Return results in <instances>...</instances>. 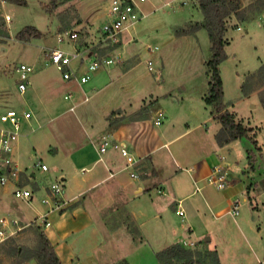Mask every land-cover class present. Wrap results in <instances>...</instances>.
<instances>
[{
  "label": "crops",
  "instance_id": "1",
  "mask_svg": "<svg viewBox=\"0 0 264 264\" xmlns=\"http://www.w3.org/2000/svg\"><path fill=\"white\" fill-rule=\"evenodd\" d=\"M152 1L154 6L158 0ZM247 1L238 0L240 12L250 11ZM78 28L80 26L72 31ZM57 42L58 39L56 44L46 47L84 52L85 57L74 63L79 72L84 71L91 60L101 59L97 45L108 48L102 40L83 46L79 39ZM32 66L35 71L26 93L23 95L18 90L0 97V113L9 110L34 113L31 119L22 122V134L14 154L24 171L21 184L32 189L33 199L29 203L16 199L14 184L0 187V217L19 218L21 226L27 227L24 220L33 221L50 210L42 199L50 184L61 179L65 185L66 203L50 212L51 225L45 233L62 264H100L98 248L103 243L102 234L89 209L87 194L111 180L124 193L128 212L143 236L141 243L129 236L132 247L124 255L129 264H159V250L174 243L183 246L186 242H194L193 247L184 246L194 249L208 238L210 247L217 249L221 264H264V243L247 227V215L259 209L258 193L264 191L261 180L254 179V171L248 162L251 145L245 138L218 145L216 135L221 124L214 118L211 106L204 101L205 91L192 94L180 91V97L164 94L163 98H173L175 108L172 111L167 104L157 103L147 113L134 115L138 108H134L132 101L137 99L138 106L139 101L142 103L154 92L135 96L138 91H124L126 84L116 83L121 81V75L112 77L105 69L99 70L89 83L81 86L75 80L63 79L46 56L37 69L50 74L37 73L36 66ZM53 72L62 78L57 85L50 80L51 76L54 79ZM59 87L64 89L61 96L58 95ZM68 95L71 97L65 98ZM88 95L93 97L94 106L83 108L82 105L90 101H85ZM190 97H195V101L189 102ZM161 109L165 117L157 125L156 114ZM115 112L116 115L111 116ZM89 126H99L100 132L89 130ZM105 134L134 155L137 160L134 170L139 179L130 177L126 160L119 150L110 149L100 155ZM239 142L245 145V170L234 165L232 160ZM223 158L230 164V186L218 190L208 184L207 178L222 164ZM39 160L50 166L49 173L35 168ZM145 162L150 166L149 174L144 170ZM235 201L241 203L238 216L231 212ZM178 203L185 210V219L175 213ZM253 217L257 220L259 216ZM21 231L17 236L20 237ZM2 258L1 264H38L36 260L15 263L12 248Z\"/></svg>",
  "mask_w": 264,
  "mask_h": 264
},
{
  "label": "rangeland",
  "instance_id": "2",
  "mask_svg": "<svg viewBox=\"0 0 264 264\" xmlns=\"http://www.w3.org/2000/svg\"><path fill=\"white\" fill-rule=\"evenodd\" d=\"M20 1L22 3L0 0V97L18 91L19 75L11 65L28 63L36 66V69L39 68L38 64L43 56H46L47 60L49 57L50 50L46 46L56 44L59 34L65 35L80 26L77 31L82 46L99 43L100 28L104 17L106 18L105 8L108 3V0H58L54 5L53 0ZM247 2L250 3V11L241 12L239 18L232 15L228 19L227 59L220 65V72L228 108L235 113L238 121L251 129L250 137L257 140L255 144L253 140L245 138L251 145V155H254V160L248 159V162L254 171V179L261 180L264 185V76L249 78L250 75L257 74L264 63V0ZM142 8L148 15L131 28L119 44L118 49L122 51L120 62L110 69L103 68L111 73L112 77L121 75V81L116 83L126 84L122 86L124 91H138L135 96L154 92L152 96H146L142 103L139 101L138 106L137 99L132 101L134 108H138L134 115L147 113L157 103L167 104L172 111L175 108L173 98H163L164 94L168 93L180 97V91H188L190 94L205 91V98L209 89L206 63L212 53L208 32L201 29L190 34H180V31L192 26L198 19L203 21L202 11L194 0H158L154 6L153 1L148 0L142 4ZM6 14L11 17L9 22L5 18ZM28 26L36 27L42 36L28 42L18 40L17 33ZM97 51H100V57L103 58L111 54L113 49L97 45ZM149 60L155 68L152 73L147 67ZM41 71L36 70L37 73L50 74ZM55 74L53 72L54 79L51 76L50 80L57 85L62 78ZM58 89V95L61 96L64 89ZM243 90L248 93L245 95ZM88 97L90 101L82 105L83 108L94 106L93 97ZM188 101H195V97L188 98ZM116 113H111V116ZM121 113L119 111V114ZM160 113L164 119V110H158L156 115L159 116ZM98 118L103 120V117ZM98 122H101V119ZM89 130L99 133L100 127L89 126ZM106 135L109 134L103 136ZM237 145L232 160L234 165L245 170V145L244 142ZM143 165L149 174L151 171L148 162ZM87 197L89 209L102 234L103 243L98 248L100 264H120L125 253L132 247L129 240L131 234L122 218V212L125 214L129 210L126 197L118 184L111 180L90 191ZM257 203L259 209L247 215V227L264 243V191L258 193ZM255 214L259 216L257 220L253 217ZM23 222L27 227L20 232V237L8 240L0 246V264L4 259L2 257L13 247H36L40 231L37 227H45V222L40 217ZM117 231L118 233L114 234ZM18 260L16 257L15 263Z\"/></svg>",
  "mask_w": 264,
  "mask_h": 264
},
{
  "label": "built area",
  "instance_id": "3",
  "mask_svg": "<svg viewBox=\"0 0 264 264\" xmlns=\"http://www.w3.org/2000/svg\"><path fill=\"white\" fill-rule=\"evenodd\" d=\"M148 0H108L106 5V18L100 28V36L102 44L113 51L108 56L101 59H94L87 63L84 71L79 72L74 67V63L85 57L84 52L75 50L73 52L54 49L48 52V63L53 65L63 76L65 80H75L79 85L83 86L89 83L96 73L107 67H111L120 62L122 51L118 49L119 44L124 40L125 34L130 32V29L138 24L148 14L143 10L142 4ZM10 16H6V20L10 21ZM79 32L69 31L65 35H58V42L64 40L77 41ZM147 67L150 73L155 71L154 64L151 60L147 62ZM18 77V90L21 94H25L30 83L31 75L35 68L32 65L21 63L13 65ZM71 95L65 98L69 99ZM89 98L86 97L85 101ZM33 111L19 112L9 110L5 113H0V187H6L14 184V196L16 199L30 202L33 199V191L26 185L21 184L22 174L24 173L20 162L14 157L15 146L22 134L23 120H29L33 117ZM163 120V115L157 117L156 124L160 125ZM110 149L119 150L121 155L126 160V169L129 170L132 179H139V175L135 172L134 167L137 163L134 155L128 148L121 143L116 142L109 135L103 136L100 145V155L107 153ZM222 164L213 169L212 174L207 178L210 185L215 186L218 190H224L230 186V164L223 158ZM35 168L43 173L50 172V166L39 160ZM42 203L50 207L48 212L42 213L40 218L44 221V228L51 225L49 214L51 211L60 209L66 203L65 185L61 179L50 184L46 196L42 199ZM240 201H235L232 205V214L238 216L240 214ZM175 213L185 219L186 213L180 203H178ZM24 227L21 226L19 218H11L8 216L0 217V244L14 239L19 231ZM194 242H186L183 246L193 247Z\"/></svg>",
  "mask_w": 264,
  "mask_h": 264
},
{
  "label": "trees",
  "instance_id": "4",
  "mask_svg": "<svg viewBox=\"0 0 264 264\" xmlns=\"http://www.w3.org/2000/svg\"><path fill=\"white\" fill-rule=\"evenodd\" d=\"M11 3H22L20 0H5ZM202 11L204 19L196 22L180 34H190L201 29L208 32L211 43V57L206 63L207 75L209 76V89L204 101L213 109L214 118L220 122L221 129L216 135L219 146H224L241 138H248L257 144V140L250 137L251 129L237 120L235 113L231 112L225 102L224 83L221 77L220 65L227 59L226 47L229 40L226 37L228 19L235 14L241 17L238 0H194ZM58 0H53L54 5ZM42 33L34 26H28L19 31L16 38L28 42L33 38L41 37ZM257 75L264 76V63L257 71ZM245 87V85H244ZM243 87V89H244ZM245 95L248 91H242ZM264 102V100H263ZM248 153V159L253 161L254 155ZM252 158V159H251ZM123 223L128 232L137 243L143 241L142 233L129 212H122ZM40 229L36 247L17 246L12 248L13 254L19 258L18 263L36 260L38 264H62L55 248L45 233V228ZM159 264H221L220 256L216 248L210 247V241L203 239L199 247L186 248L179 243L169 245L157 252ZM120 264H129L124 258Z\"/></svg>",
  "mask_w": 264,
  "mask_h": 264
},
{
  "label": "water",
  "instance_id": "5",
  "mask_svg": "<svg viewBox=\"0 0 264 264\" xmlns=\"http://www.w3.org/2000/svg\"><path fill=\"white\" fill-rule=\"evenodd\" d=\"M208 240H210V239L208 238Z\"/></svg>",
  "mask_w": 264,
  "mask_h": 264
}]
</instances>
